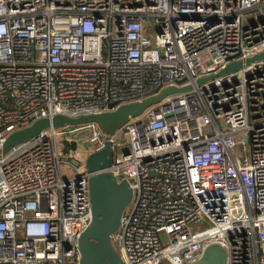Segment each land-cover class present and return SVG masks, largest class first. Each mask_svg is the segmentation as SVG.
<instances>
[{
	"label": "built area",
	"instance_id": "1",
	"mask_svg": "<svg viewBox=\"0 0 264 264\" xmlns=\"http://www.w3.org/2000/svg\"><path fill=\"white\" fill-rule=\"evenodd\" d=\"M263 50L264 0H0V148L40 118L191 86L111 134L49 127L1 156L0 264H78L99 172L132 190L111 235L122 264H191L211 244L226 264H264V60L195 83ZM83 130L109 166L59 148Z\"/></svg>",
	"mask_w": 264,
	"mask_h": 264
},
{
	"label": "water",
	"instance_id": "2",
	"mask_svg": "<svg viewBox=\"0 0 264 264\" xmlns=\"http://www.w3.org/2000/svg\"><path fill=\"white\" fill-rule=\"evenodd\" d=\"M261 60H264V50L243 61H232L221 71L198 78L195 83L202 85L207 81L241 69L253 61ZM189 90H191L190 85L181 88L168 87L156 96L120 105L108 112L75 118L56 114L50 119H37L29 126L14 131L7 136L0 148V157L14 147L27 142L41 130L49 127L69 126L96 121L104 133L111 134L128 117L138 114L149 104L155 103L168 95ZM110 106H113V104ZM84 134H87L86 130L80 131L77 136ZM110 161L111 150L109 144L106 142L102 150L91 152L87 155L86 167L88 171H99L109 166ZM88 196L91 206V221L79 237L80 258L78 264H122L117 252L111 245V235L118 228L122 213L131 200L132 190L129 187L128 181L124 179L116 181L109 173H96L88 180ZM191 264H226V251L216 244L208 245L200 257Z\"/></svg>",
	"mask_w": 264,
	"mask_h": 264
},
{
	"label": "rangeland",
	"instance_id": "3",
	"mask_svg": "<svg viewBox=\"0 0 264 264\" xmlns=\"http://www.w3.org/2000/svg\"><path fill=\"white\" fill-rule=\"evenodd\" d=\"M254 22L253 17H247L246 18V25ZM70 129V128H68ZM57 143L59 144L60 149L68 148L74 153L78 154L79 162L81 163L83 168H86V158L87 155L91 152H93V145L89 141L88 135H80L77 136V133H65L64 135H60L57 137ZM26 146V145H25ZM60 171L64 178L69 177L72 175V168L66 164L60 165ZM203 225H207L206 223Z\"/></svg>",
	"mask_w": 264,
	"mask_h": 264
}]
</instances>
